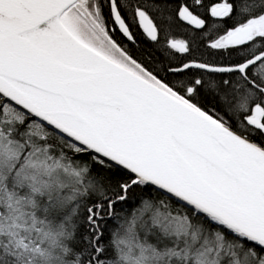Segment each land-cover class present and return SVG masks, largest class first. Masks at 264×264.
<instances>
[{
  "label": "snow or ice",
  "instance_id": "obj_1",
  "mask_svg": "<svg viewBox=\"0 0 264 264\" xmlns=\"http://www.w3.org/2000/svg\"><path fill=\"white\" fill-rule=\"evenodd\" d=\"M0 264H264V0H0Z\"/></svg>",
  "mask_w": 264,
  "mask_h": 264
}]
</instances>
